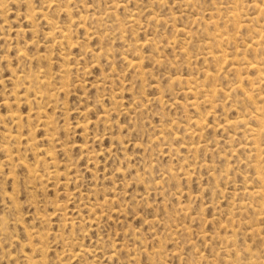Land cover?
I'll list each match as a JSON object with an SVG mask.
<instances>
[{"label":"rangeland","instance_id":"374dc122","mask_svg":"<svg viewBox=\"0 0 264 264\" xmlns=\"http://www.w3.org/2000/svg\"><path fill=\"white\" fill-rule=\"evenodd\" d=\"M0 264H264V0H0Z\"/></svg>","mask_w":264,"mask_h":264}]
</instances>
